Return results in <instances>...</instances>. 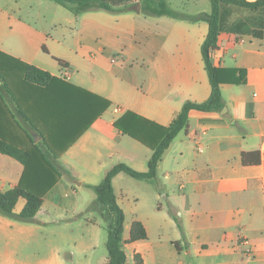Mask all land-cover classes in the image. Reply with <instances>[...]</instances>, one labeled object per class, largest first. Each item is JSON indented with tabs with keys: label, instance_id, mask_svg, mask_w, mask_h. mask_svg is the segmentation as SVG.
<instances>
[{
	"label": "crops",
	"instance_id": "obj_1",
	"mask_svg": "<svg viewBox=\"0 0 264 264\" xmlns=\"http://www.w3.org/2000/svg\"><path fill=\"white\" fill-rule=\"evenodd\" d=\"M47 1L0 0V53L15 66L49 73L66 96H98L110 105L89 126V114L82 116L58 143L60 150L41 124L42 135L27 131L15 116L16 104L0 92V136L22 149L48 144L64 174L42 196L33 223L0 215V264H107L108 255L96 254L98 224L88 217L91 210L102 212L95 187L117 164L146 173L182 106L209 98L201 56L208 24L198 18L209 13L210 1L184 0L191 11L183 14L194 20L147 15L140 3L121 13L75 15ZM218 20L211 62L223 109L189 113L187 128L164 151L155 176L131 177L139 181V195L124 185L127 174L112 179L124 213L126 264H264V6L220 3ZM6 83L29 110L34 99L22 73L8 75ZM126 113L139 118L131 134L115 125ZM252 152L260 164L244 166L242 154ZM24 171L0 153V193L16 188ZM25 204L19 197L14 214ZM135 222L145 239H131Z\"/></svg>",
	"mask_w": 264,
	"mask_h": 264
},
{
	"label": "trees",
	"instance_id": "obj_2",
	"mask_svg": "<svg viewBox=\"0 0 264 264\" xmlns=\"http://www.w3.org/2000/svg\"><path fill=\"white\" fill-rule=\"evenodd\" d=\"M63 7L70 9L75 15L80 13L103 10L108 12L121 13L125 11H117L112 4V0H50ZM119 2L123 0H118ZM141 6V11L147 15L168 16L176 19L194 20L184 14H178L170 10L164 0L154 2L155 0H137ZM210 12L200 16L198 19L204 20L208 24V33L201 46V56L207 72L211 93L207 101L203 103L186 102L180 112L175 116L172 122L164 131L159 143L155 147L151 158L148 162V170L146 173H139L125 164H117L113 166L106 174L103 181L95 187L97 195V203L101 206V216L108 219L106 227L107 239L106 250L108 255L107 264H126V256L123 251L122 231L124 224V213L116 202L112 188V179L115 175L123 172L130 177L153 178L155 176L156 167L161 159L164 151L169 147L170 143L177 134L185 130L188 125V116L191 111L203 113H218L223 109L220 79L216 68L211 62V52L216 49L219 32V4H232L250 9H257L264 6V1L246 2L242 0H209ZM156 3V4H155ZM256 34V33H255ZM20 71L23 75V81L31 88L30 97L33 98L31 107L23 109L18 105L14 93L7 87L6 78L12 73ZM243 79H234L231 83L238 84ZM0 82L1 90L4 91L11 100L16 104L14 108L15 116L21 119L22 125L27 131L37 132L42 135V128L49 136V141L57 145L77 127L82 116H87L89 126L93 119L98 118L110 105V103L98 96H90L89 100L63 93L60 88V82L53 78L49 73L44 72L33 66L19 64L15 66L9 63L0 53ZM0 100L4 103L3 96ZM5 104V103H4ZM79 116V117H78ZM77 119V120H76ZM133 120V122H131ZM139 122V118L126 113L116 122V126L124 133L131 134L134 127ZM132 130V132L130 131ZM63 149V147H59ZM0 153L7 155L19 163L24 168L23 177L19 185L0 193V215L25 223H33L35 216L42 205V196L55 183L59 173L55 167L57 155L48 146V144L33 145L31 149H22L12 142L7 141L0 136ZM260 156L258 152L243 153L241 162L244 166H257L260 164ZM26 187L25 189L23 187ZM19 197L26 200V204L19 214H14V205ZM146 234L142 226L135 222L131 230V239H145Z\"/></svg>",
	"mask_w": 264,
	"mask_h": 264
},
{
	"label": "rangeland",
	"instance_id": "obj_3",
	"mask_svg": "<svg viewBox=\"0 0 264 264\" xmlns=\"http://www.w3.org/2000/svg\"><path fill=\"white\" fill-rule=\"evenodd\" d=\"M45 2H48L47 0H44ZM167 2L168 6L175 10L178 11V14L183 15V12H190L191 9L188 3H186L184 0H164ZM154 2H159V0H155ZM155 3V4H156ZM113 6L116 8L117 11H129L131 9H139V3L137 0H123L119 2L118 0H112ZM143 7L144 5H140ZM206 12H210V5L206 8ZM17 73H20V71H17ZM54 164L57 166V162L55 161ZM59 173L57 178L59 177H64V174L61 172ZM61 173V174H60ZM125 178L124 185L128 187L133 194L139 195V181L132 179L131 177L127 175H123ZM132 197V196H131ZM139 206V203H138ZM90 215H88L89 219L93 220L95 223L98 224L100 234L98 235V244L96 248V254L106 256L107 255V250H106V239H107V232H106V227L108 225V219H103L98 212V210H91ZM93 264H97V260L92 261Z\"/></svg>",
	"mask_w": 264,
	"mask_h": 264
},
{
	"label": "built area",
	"instance_id": "obj_4",
	"mask_svg": "<svg viewBox=\"0 0 264 264\" xmlns=\"http://www.w3.org/2000/svg\"><path fill=\"white\" fill-rule=\"evenodd\" d=\"M239 244H241V245H246L247 244V239L245 238V237H240L239 238ZM248 253H249V255H250V251L249 250H246Z\"/></svg>",
	"mask_w": 264,
	"mask_h": 264
}]
</instances>
